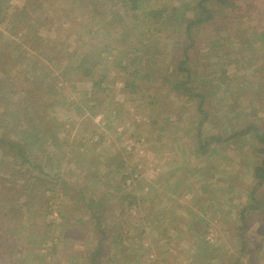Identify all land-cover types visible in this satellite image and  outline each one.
Segmentation results:
<instances>
[{
	"label": "rangeland",
	"instance_id": "rangeland-1",
	"mask_svg": "<svg viewBox=\"0 0 264 264\" xmlns=\"http://www.w3.org/2000/svg\"><path fill=\"white\" fill-rule=\"evenodd\" d=\"M100 1H85L79 11L71 10L70 17L60 18L65 26L71 25L65 36L55 29L60 21L56 22L54 7L60 12V7H67L70 2L47 1L44 8L49 11V23L40 27L46 43L60 47L68 43L66 50L86 49L87 56L93 58L103 45L114 46V52L105 54L108 63L104 62L103 66L108 79L116 77L122 81L123 78L124 82L127 78L116 60L118 49L127 51V55H121L123 63L138 56L137 62L145 71L149 67L161 68L164 75L178 72L181 78L176 60L169 55L177 36L181 35V25L168 19L173 7L181 1L194 4L196 0H141L136 10L130 8L129 0L127 5L114 0L117 9L111 12L110 4H99ZM237 2L239 8L235 12L221 13L215 27L197 32L199 46L192 51L196 60L192 63V76L198 82L187 86H195L191 94L210 90L202 112L198 109L201 98L172 90L157 72L150 74L149 79L138 80L141 86L136 92L133 89L125 94L118 92L124 99L118 106L123 116L121 122L132 123L134 116L139 118L131 128L135 132L124 130L121 135L116 128L105 131L109 112L107 108L104 111L103 104L92 108V115L82 116L76 126L60 114L64 110L60 106L53 115L62 121L61 126L49 127L44 123L52 124L51 119L40 118L43 102L34 110L28 108L27 117L35 120L30 124L20 113H14L20 106H17L19 97L10 102L5 114H1L6 107L0 101V135L4 127L9 129L10 138L26 144L32 160V155L42 150L41 176L46 174L50 179L47 188L42 189L40 183L30 178L31 172L36 174L38 169L28 168L30 165L22 157H12L6 154V148L0 147V221L7 228L4 234L0 227V264H89L86 259L90 250L96 248L101 237H105L101 239L106 251L101 264H264V218L256 216L252 221L247 216L251 222L241 232L239 216L240 207L249 202L250 190L258 195V201H264V185L254 188L258 182L254 170L263 159L258 140L253 137L254 132L229 142L209 139L214 134L229 136L233 130L248 125L264 130V0ZM34 9L30 7L32 21L41 17ZM162 9L166 10L161 17L150 14ZM247 9L251 11L244 15ZM95 14H103L104 24H91ZM226 14L229 18L225 20ZM79 27L82 32L93 27V34L79 30L80 38L77 33L74 34L77 39L70 38V33L75 31L72 29ZM11 30V26L0 24L1 46L10 44L5 39L8 40ZM23 48L20 44L12 54ZM2 53L7 52H0V56ZM149 57L151 60L146 64ZM57 75L61 74L57 72ZM71 92L67 88L61 95L67 94L65 99L69 103L70 95H74V101L82 96V102L94 100L96 105L104 103L109 96L107 91L91 98L76 90ZM97 92L96 89V95ZM130 107L136 112H130ZM207 112L210 114L206 116ZM13 114L21 120H16ZM113 118L110 121L119 122ZM39 132L44 135L38 136ZM55 132L68 141L86 143V148L72 146L73 156L66 157L62 152L65 146L51 144ZM126 141L129 144L123 148ZM56 149L59 151L53 154ZM79 152H86L87 158L77 157ZM76 157L80 167L72 163ZM172 169L177 173L170 174ZM204 187L214 198L216 191H232V200L219 201L222 205L217 210L222 208V216L218 222L212 206L209 207L215 200H208L206 211L203 203H196L198 192ZM172 189L177 190L175 194ZM24 201L31 208L25 209L21 205ZM230 208L232 215L227 213ZM103 230L107 233L104 236ZM15 232L25 237L12 239ZM246 233L254 234L249 236L255 237L258 246L251 245V254L244 256L237 250L241 234Z\"/></svg>",
	"mask_w": 264,
	"mask_h": 264
},
{
	"label": "trees",
	"instance_id": "trees-1",
	"mask_svg": "<svg viewBox=\"0 0 264 264\" xmlns=\"http://www.w3.org/2000/svg\"><path fill=\"white\" fill-rule=\"evenodd\" d=\"M47 1L51 0H24L22 4L20 3L21 1L19 3H13L12 0H0V24L3 23L6 26H11L12 29V33H10L8 36V40L7 38L5 39V41H11L10 44H5L4 47L0 45V52H7L2 53L0 56L3 59L0 60V92L2 93L5 90V92L2 93L3 95L1 96L0 101L3 102L2 105L6 107L5 111H2L1 114L7 113V108H9L10 102L12 103L16 97H19L17 106L19 104L20 106L14 110V113H20V117L23 116L24 119L31 121L30 124H33L35 120L32 121V118L27 117V113H30L28 110L29 107H32L34 110L43 102V110L41 111L42 115L40 116V118L43 119L42 116L46 115L48 113V109L52 108L54 104L58 102L64 103L62 102L63 96H61V98L56 101L55 99H50L51 97L54 98L53 90L55 88L56 81H58L61 76L65 78L68 76V79L73 80L75 77L73 76L75 72H79L80 74H83V76L91 75V73L96 71L100 63H108V58L105 56V54L114 52V46L103 45L99 49L98 56L93 58L92 56H87V53H85L87 51L86 49L79 52L78 49L66 50L68 43L63 44L62 47H60L59 44L52 45L50 43H46L45 36L41 34L42 31H40V27H44L49 23V11L44 8V4ZM67 1L70 2V5L67 7H60V12L54 7V14L57 16L56 22L60 21V18L63 19L70 17L71 10L79 11L80 7L85 6V1L90 0ZM122 2L123 4L127 5L126 0H122ZM102 3L104 5L110 4V7L108 8V11L110 12L117 9L115 8L114 0H101L99 4ZM140 3L141 0H129V6L133 10L138 9L140 7ZM32 6L35 7L34 12H39L40 15L38 16H41L40 18H36L34 21L31 20L30 14V7L32 8ZM238 8L239 5L237 0H196L194 4L191 3V1H181L178 6L173 7L171 18L168 19V21L172 19L175 21V24L181 25L179 28L181 35L177 36L178 39L174 42L175 44L172 47V52L169 53V55L173 56L176 60L175 62L177 63V70L182 73L181 78L179 77L178 72H175V74H171L169 76L164 75L160 67V69L157 70H151L149 67L148 70L145 71L137 62L139 58L138 56H133L130 58L128 63H123V57L121 55H127V51L124 52L117 48L118 52L116 54V60L119 63L120 69L123 70L124 73H127V78L124 80V88L126 90L133 89L132 92H136L137 87L141 86V83L138 82V80L149 79L151 76L150 74L153 75L157 72L158 75L162 74V82L167 83L172 90L184 91L191 97L201 98L198 109L200 112H202V105L208 98L210 90L207 92L201 91V93L196 92L191 94L190 92L195 89V86L193 84L187 86L188 83L198 82L194 75L192 76V63L196 61L195 55L192 53V51L196 46H199L197 32L199 29L205 30L206 27H215L217 25L216 19L221 18V13H226L227 11V14H231ZM164 10L166 9L152 11L150 14L161 17L164 13ZM95 11L96 13H99L98 9H95ZM250 11L251 10L247 9L244 15ZM189 12L192 13L188 15ZM227 14L224 17L225 20L226 18H229V15ZM94 18L96 20L97 18L99 19L96 22ZM37 22H39V25L36 24ZM90 22L92 25L103 23V14H95L90 19ZM64 23L63 21H60L58 23L59 25L55 29L58 30V32L62 31V34L65 36L71 25L65 26ZM79 30L82 32L81 27H79L78 30L72 29L74 32L70 33V38L76 37L74 35L75 33H77L79 38L82 33L86 34V32H89L93 34V27H91L90 30L86 32L83 31L82 33H79ZM157 31L161 32L160 29ZM67 34H69V32ZM13 37L18 39H13ZM262 38H264L263 35ZM20 44L24 46L23 50L20 51V49H16L17 54L13 55L12 51L15 47H19ZM36 52L38 53L36 54ZM34 55H37V57H34ZM144 60L145 59H142V61ZM150 60L151 57L147 59L146 64H149ZM263 65L264 63L262 66ZM131 67L132 69L130 70ZM57 72H59L61 75L58 76ZM129 77L132 79H129ZM216 79H218V77H216ZM95 83L100 86L101 81ZM153 101L156 100L153 98ZM209 114L210 113L207 112L206 116ZM212 116L216 118L215 115ZM13 117L16 120H21L20 118L16 117L15 114H13ZM3 130L4 132L0 135V147L6 148V154L12 157H22V161L30 165L28 168L38 169V173L36 174L30 171L32 174L30 178H33L38 183H40L41 188L45 190L50 179L46 174L45 177L47 176L48 178L41 176L43 171L41 162L39 161V156L37 154L32 155V160L31 156L27 154L28 151L25 148L26 144L10 138L11 136L9 129L6 127H4ZM29 131L30 130H28V132ZM44 131H47L45 127ZM252 132H254L253 137H256L258 140L257 142L260 145V152L263 153V159L256 165L254 170L255 178L258 180L255 189H258L264 183V130L261 131L260 127L248 125L244 129L238 128L233 130L229 136L224 137L223 135L220 136L219 134H214L210 136L209 139L212 138L215 142H229L231 139H238L239 137L246 136ZM41 134L44 135V132L37 133L38 136ZM29 136L33 137L31 133H29ZM235 149H237V147H235ZM28 168L27 170H29ZM21 205L24 206L25 209L31 208V204H28L26 201H24ZM16 206L17 204L14 205L15 208ZM15 208L14 210H16ZM244 216L245 215L242 217ZM98 221L101 220L99 219ZM243 222L244 223L240 228L241 230H244L247 224L245 219ZM0 227H2L4 230L3 233L7 234V228L3 221H0ZM101 234L104 236L107 233L103 230ZM22 236L25 237L24 234L21 233L18 235L17 232H15L11 238H18L20 240ZM101 238L105 239V237ZM101 238L98 241L96 248L90 250L89 259H86L89 264H101L100 259L105 255L106 252L104 251L105 245Z\"/></svg>",
	"mask_w": 264,
	"mask_h": 264
},
{
	"label": "crops",
	"instance_id": "crops-1",
	"mask_svg": "<svg viewBox=\"0 0 264 264\" xmlns=\"http://www.w3.org/2000/svg\"><path fill=\"white\" fill-rule=\"evenodd\" d=\"M100 64L97 67L96 71L91 73V75L83 76V74H80L79 72H75V74L73 75V76H75L73 80L68 79V76L66 78L61 76V78L58 81H56V85H55V88L53 90V94H54L53 96H54V98L56 97V98H58L57 100H59L61 98L62 92L63 91L66 92V89L69 88V91H70L71 94H72V92H71L72 90H76L77 92H80L81 95L82 94L87 95V96L89 95L90 98L92 97V95L99 96L100 92H102V91H104V93L106 94V91H107L108 94H109V96L107 95V97H106L107 100H105L104 103L100 102V104L96 105V103L93 104L94 100L93 101L91 100V103L82 102L80 100L82 96H80V98H78L76 101H74V95H70L71 99H70V103H69V101H66V99H65L67 94H64L65 96H63L64 99L62 98V100H63L62 102H65V103L58 102V103L54 104V106H52V108L48 109V113L43 116V118L46 116V117L50 118L51 121H52V124H49V123L45 122L44 124L46 126H49V127L61 126L62 121L60 122L57 118H55L56 115H53V112H58V110L60 109V106L64 107V110H62L60 112V114H62L64 117L67 118L66 119L67 122H72L75 125V124H78L79 122H81L82 118L85 117L86 114L92 115L93 114V109H95L96 106L98 108L99 105L103 104L104 111H106V108H107V112H109V118L107 119V116L105 117V121L107 120L105 122V131L106 132H108L107 128L108 129L112 128L114 131L117 129V132H118L119 135H121L124 132V130L125 131L128 130V131H131V132H135V130L133 131V130H131V128L134 126L135 120L139 121V118L137 116H134V118L132 119L133 120L132 123L131 122H127V123L126 122H121V119L123 118V116L121 115V110L118 108V106L120 105L121 102H124L123 101L124 99L122 98L123 96H119L118 95V92L122 91V93H124V94L127 92V90L124 88L123 78H122V81L117 79L116 77H112V78L108 79L107 70L103 66L105 64L104 63H102L101 65ZM88 81L90 83H88ZM98 81H101L100 86L95 83V82H98ZM80 83L81 84L87 83L88 85L85 86V87L84 86L81 87L79 85ZM96 89L98 90L97 95H96ZM105 94L103 96H106ZM100 97H101V95H100ZM67 102H68V104H67ZM66 107H67V109H66ZM132 108L133 107H130V112H136ZM134 114H136V113H134ZM111 116L112 117L115 116V118L117 120H119V122L115 123V121L114 122L110 121L111 120L110 119ZM115 118H113V119H115ZM41 120L43 121V119H41ZM126 125H127V127H126ZM77 127H78V125H77ZM57 132L54 133V136H55L54 140L55 141L52 142L51 144H53L54 146H65V148L62 149L63 150L62 152L66 155V157H70V156L72 157L73 156V151L74 150L71 148L72 146L74 148L75 147L76 148L79 147V148H83V149L86 148V143L84 144L80 140H76L74 142L68 141L67 138L59 137ZM35 140H37V139H35ZM32 142H34V141H32ZM46 143H47V141L44 142L45 145H46ZM128 144H129V142L126 141L124 143L123 148L127 147ZM58 151H59V149H56L52 153L54 154V153H56ZM81 153L82 152H79L77 157L82 155V156H84L83 160H84L85 157L87 158V155L85 154L86 152H84L82 154ZM35 154H37L39 156V158L41 159L42 155L44 154V152L42 150H39V152H37ZM53 154H51V156H50L51 158L53 157ZM77 157H76L75 160H72V163L76 164L78 167H80L81 163L76 162ZM94 168H95V166H94ZM169 172H170V174H176L177 170L176 169H172ZM93 175H94V177L98 176V175L95 176L94 171H93ZM84 177L87 180V176L84 175ZM175 184L178 186V184L176 182H175ZM263 185H264V183H263ZM254 188H256V185H255ZM260 188H258V189H260ZM172 190H173L172 193H174V194L177 191L176 189H172ZM216 192H215L216 193V198H214V196L211 195V193H208V188L207 189H206V187L201 188L200 191L198 192L196 203H198L199 205H200V203H203L205 211H206V209L208 208L207 207L208 206L207 205L208 204V200L210 201V199H211V200H215L216 202H218L219 204L214 202L213 205H211V204L209 205V207L212 206V213L216 216L215 222H218L219 217L222 216V213L220 211L222 208L217 210V207L222 205V203L219 202V201H221L220 199H222L223 201L227 200V199L228 200H232L231 198L234 197V196L231 195V193H232L231 190H229V191L226 190V192H225V190H223V191L220 190V191H216ZM248 198L249 199H247V200L249 202H247V205H244V207H240V209H239V216L241 217V226L244 223L243 222L244 219L247 222L245 229H247L249 227V221H250L247 216L252 217V221H254V217H256V216L261 217L262 219L264 218V201H262V202L258 201L259 200L258 199V195L254 193L253 189L249 191ZM232 211H233V208H230V209H228L227 213L229 215H232L231 214V213H233ZM250 212H252V213H250ZM193 214L196 215L195 211L193 212ZM206 215L204 214V217ZM243 215H245V216L242 217ZM258 217L256 219H258ZM240 231L242 232L243 230H240ZM249 235L250 236H254V234H252V233H250V234L246 233V235H242L241 234V236H240L241 241L239 242L240 247H239V250H237V251H239V252H237L238 254H241V255H244V256L245 255H249V254H251V252H249L250 246L251 245L252 246H258V244L255 243V237L250 238ZM223 237L224 236H222V238ZM234 238H232V239H234ZM240 238H238V239H240ZM262 241H263L262 246H264V235L262 236ZM231 253H233V252H231Z\"/></svg>",
	"mask_w": 264,
	"mask_h": 264
}]
</instances>
